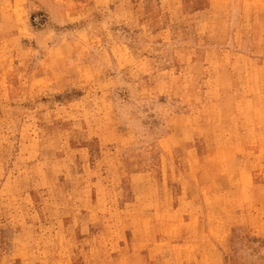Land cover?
Wrapping results in <instances>:
<instances>
[{"label":"rangeland","instance_id":"1","mask_svg":"<svg viewBox=\"0 0 264 264\" xmlns=\"http://www.w3.org/2000/svg\"><path fill=\"white\" fill-rule=\"evenodd\" d=\"M0 264H264V0H0Z\"/></svg>","mask_w":264,"mask_h":264}]
</instances>
